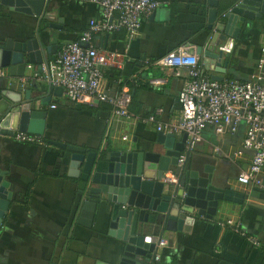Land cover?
<instances>
[{
    "label": "crops",
    "instance_id": "obj_1",
    "mask_svg": "<svg viewBox=\"0 0 264 264\" xmlns=\"http://www.w3.org/2000/svg\"><path fill=\"white\" fill-rule=\"evenodd\" d=\"M157 1L161 5L143 19L133 38H120L116 31L95 34L92 41L110 59L103 68L102 88L113 96L129 91L130 118L115 116L108 101L94 105L71 102L64 91L53 86L54 90L46 88L42 94L51 100L42 106L47 112L45 134L40 135L44 144L0 136V168L9 172L5 177L12 192L11 206L0 226V264H116L119 260L124 246L109 234L108 208L99 207L92 219L81 215V180L69 175L71 152L49 141L93 152L115 150L124 142L140 147L155 144L158 124L177 123L178 96L187 82V70L183 68L181 75L175 76L163 71L156 61L181 44L195 48L205 44L209 0ZM49 7L51 21L40 23L39 17L11 10L0 2V44L40 36L45 53L49 47L54 57L64 43L81 37L91 19L104 18L102 8L89 2L51 0ZM263 47L264 20H258L243 29L231 55L225 53L227 72L219 75L248 81L257 70ZM33 70L30 67L26 75L31 76ZM208 73L211 78L216 74ZM18 82L10 75L0 77V94L5 89L31 87V83L23 87ZM151 116L156 117L155 122L149 121ZM245 134L240 128L234 135H218L213 127L205 129L188 159L196 168L211 166L213 183L230 189L238 202H220L212 216L207 209L203 214L196 209L194 219L175 230L167 228L166 214L158 223H141L139 236L168 241L150 264H264V190L238 182L239 173L252 160V153L242 148ZM182 137L176 135L178 141ZM230 217L242 221V233L221 225ZM248 236L256 237L259 244H253Z\"/></svg>",
    "mask_w": 264,
    "mask_h": 264
},
{
    "label": "water",
    "instance_id": "obj_2",
    "mask_svg": "<svg viewBox=\"0 0 264 264\" xmlns=\"http://www.w3.org/2000/svg\"><path fill=\"white\" fill-rule=\"evenodd\" d=\"M0 2L11 10L39 17L40 23L52 19L51 0ZM208 6L205 44L197 45L195 52L206 69L216 73L212 79L223 81L225 78L219 74H225L229 64H223L225 53L227 57L231 55L244 28L264 20V0H209ZM49 50L48 47L45 53L40 36L26 42L0 44V68L8 69L12 78L25 76L30 67L41 74L43 63L53 58ZM46 88L49 92L54 90L50 81L34 78L29 88L1 91L0 136L13 137L17 131L45 134L47 112L42 106L49 103L47 99L51 101L42 96ZM56 91L64 89L58 86ZM186 141V133L178 141L175 134L159 131L155 144L137 147L124 142L115 150L101 152L49 141L71 152L69 175L81 180V215L92 219L99 207L108 208L109 234L124 246L116 264H150L154 246L138 235L141 223H158L166 214L167 228L175 230L192 221L196 209H200L199 214L207 209L206 213L212 216L220 202H238L230 189L213 183L211 166L196 168L191 158L183 167L179 166ZM8 173L0 168V226L12 203L11 182L5 177Z\"/></svg>",
    "mask_w": 264,
    "mask_h": 264
},
{
    "label": "built area",
    "instance_id": "obj_3",
    "mask_svg": "<svg viewBox=\"0 0 264 264\" xmlns=\"http://www.w3.org/2000/svg\"><path fill=\"white\" fill-rule=\"evenodd\" d=\"M97 4L103 10V19H91L89 28L79 40L64 43L57 54L43 63L41 74L18 78L25 87L34 78L50 81L53 86L64 89L68 100L79 104L94 105L97 101H108L113 105L117 117L130 118L131 94L124 91L113 96L102 88L103 68L110 64L109 56L91 41L95 34H107L123 30L127 39L139 33L143 19L152 15L161 5L157 0H78ZM163 71L175 76L187 70V82L179 92L180 118L175 124H158V131L175 135L187 134L186 147L180 156L183 167L190 153L202 141L206 128L213 127L218 135L236 134L241 124H246L242 148L252 153L249 166L238 175V182L264 190V47L257 70L248 81L225 79L213 80L200 61L191 44H181L156 61ZM0 77H9L5 68H0ZM160 83V80H154ZM52 107H56L53 105ZM159 110L158 112H160ZM155 116L149 117L155 122ZM14 139L30 144H44L43 137L28 132H16ZM128 137L125 136V139ZM241 154V152H240ZM176 182V179H171ZM233 231L242 233V221L227 218L221 223ZM258 245L256 237L248 236ZM145 243L154 246L153 256L159 258L158 250L168 245L162 237L147 236Z\"/></svg>",
    "mask_w": 264,
    "mask_h": 264
},
{
    "label": "trees",
    "instance_id": "obj_4",
    "mask_svg": "<svg viewBox=\"0 0 264 264\" xmlns=\"http://www.w3.org/2000/svg\"><path fill=\"white\" fill-rule=\"evenodd\" d=\"M117 36L118 37H120V38H127V35H126V32L125 31H118L117 32ZM93 37H95V36H93ZM80 39V38H79ZM78 39V40H79ZM92 41H93V39H92ZM92 41H91V44L93 45V43H92ZM93 46H95V45H93ZM96 47V46H95ZM98 48V47H97ZM130 106H131V104H130ZM131 111V110H130Z\"/></svg>",
    "mask_w": 264,
    "mask_h": 264
},
{
    "label": "rangeland",
    "instance_id": "obj_5",
    "mask_svg": "<svg viewBox=\"0 0 264 264\" xmlns=\"http://www.w3.org/2000/svg\"><path fill=\"white\" fill-rule=\"evenodd\" d=\"M240 132L244 134L246 132V124L242 123L240 126Z\"/></svg>",
    "mask_w": 264,
    "mask_h": 264
}]
</instances>
